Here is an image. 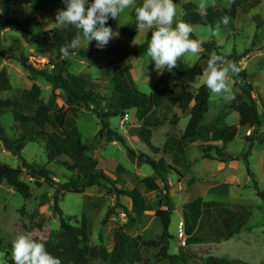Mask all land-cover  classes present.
Segmentation results:
<instances>
[{"label": "rangeland", "instance_id": "374dc122", "mask_svg": "<svg viewBox=\"0 0 264 264\" xmlns=\"http://www.w3.org/2000/svg\"><path fill=\"white\" fill-rule=\"evenodd\" d=\"M260 3L255 4L256 0H232L229 5V0H215V7L222 8L230 12L234 5L237 10L227 26L220 25L219 33L212 34L216 25H198L194 28V35L196 39L203 42L216 43L221 48V54L229 57L226 60L234 62L242 71H246L249 79L246 82H241L242 85L254 83L259 87L264 85V79L258 80L256 77L258 73L264 77V0H259ZM142 0H136V5L122 13L119 18L111 19L112 25L117 30H125L129 28L127 37L124 38L123 45L126 53L130 55V62L133 69L131 75L134 80L136 88L146 94L150 95L154 88L162 83V73L155 69L154 62L146 55L149 30L137 32L135 20V7L141 4ZM177 4V20H180L183 15V6L188 2L199 3V0H173ZM13 0H0V21L5 20L7 14L13 18ZM42 7L39 0H35L33 6L25 8L18 13L15 18L19 21L26 18L33 17V14L42 12ZM46 14L43 22H36L30 26L29 32H22L18 30H8L2 34L0 29V49L4 56H25L30 59L33 67L44 73L45 76H39L36 80L43 91L42 98L45 102H49L53 94L56 95V102L60 108L59 123L63 125L64 119L68 109L75 105L73 99L61 90L54 91L50 80L52 81L55 75L60 70L62 64L56 60H51L50 55L46 52L48 46L52 42V38L48 37L46 33L53 28L58 27L55 24V16L57 11H43ZM228 16V14H227ZM25 18V20H26ZM49 30L45 32L46 30ZM116 38L112 39V42ZM96 46V42L92 41L87 45V42L81 38V45L75 49L78 55L70 61L68 72L71 74H89L93 79H102V88L100 95L106 99H110L113 91V83L110 80V75L105 76L106 73L113 74L120 70L117 59L112 61L108 52L100 53V63H96L95 58L83 59L79 55L80 51L92 50ZM10 49V53L7 51ZM35 52V53H33ZM246 53V56L235 58ZM211 53L202 48L198 55L187 54L180 59L185 66L196 71V83L191 87L193 93L205 85V77L203 69L206 67L207 60ZM6 69L11 75V84L13 90L7 92H0V99L13 100L15 90H28L27 70L14 59L8 63ZM104 76V78H103ZM232 80L235 81L234 76ZM233 91L235 92V100L242 102L247 99V95L241 90L239 86L233 84ZM254 93V86L253 92ZM230 103L225 102L220 97L211 95L210 98V112L206 116L203 124L206 125L211 119L217 118V128H224L235 125L237 113L230 109ZM103 109H107L104 104ZM175 117L180 118V123L177 128H185L189 122V117L184 116L182 111L176 106L169 115V121L161 128L154 130L153 145L159 147L164 138L176 126L172 125ZM0 122L10 139H19V133L25 128L16 123L13 113L7 111L0 115ZM111 128L119 134L124 135L131 127H138L139 121L136 118V110H128L125 115L120 114L117 117H112L106 120ZM180 126V127H179ZM77 128L81 135L83 144L90 148V154L98 161L99 167L102 168L105 174L112 180V184L104 183L101 187H93L85 190L83 194L67 193L60 196L59 206L66 216L73 218L72 224L77 226L78 223L85 220L87 223L88 234L94 245L98 247H105L109 252L113 250L116 243V233L119 229H123L125 233L131 237L142 236L144 240L157 239L162 232V224L156 213L163 209H168V204H176V210L172 214L171 236L169 254L178 255L187 253L197 258V264H206V260L210 256H215L227 260L240 259L244 264H264V202L259 198L255 192L254 187L245 186L247 177V168L244 164L237 166L236 173L240 177L241 184L244 187L230 186L229 189L232 197L237 200L235 203L228 204H242L245 205L251 212V218L248 226L244 228L241 233L232 240L223 242L190 244L187 237V246L181 245L178 236V228L183 225L181 222L178 225L180 217L182 218V209L186 203V187L178 183L177 171L183 173L187 172L172 163L169 155H156L147 146L140 144H132L131 147L135 149V157L143 155L151 160L159 161L164 158L166 161V168L173 165L175 171H168L164 174V179L155 176L154 168L145 163L142 168L136 166V159L127 151L121 144H108L101 151L97 144L100 143L103 136H98L101 129V123L98 118L90 111L82 110L77 120ZM33 131L34 127L29 125L27 128ZM246 129H241L239 137H237L229 145V150L241 155L243 146L245 145ZM30 134V133H29ZM28 134V135H29ZM30 136V135H29ZM36 137V135H32ZM105 136V135H104ZM28 138V137H27ZM201 147V146H200ZM192 143L185 151L190 163L193 164L196 174L202 176L204 174L203 163L196 159H200L203 149ZM209 150L208 145H205ZM3 144L0 140V164H6L12 168H19L22 166L21 158L13 152L8 154L3 150ZM8 151V150H7ZM9 152V151H8ZM228 154V151H225ZM21 157L30 164H36L41 168H45L54 173L55 181L59 185L65 184L70 174L66 169L49 163L48 155L45 145L42 140L27 142ZM144 163V162H143ZM123 168L139 180L146 177H152L159 189L157 191H149L141 181L133 183L127 174L121 171ZM250 168V166H249ZM251 169V168H250ZM232 171V170H231ZM231 171H223L222 175H227ZM221 176V175H218ZM263 176V175H262ZM186 179L187 176L185 175ZM264 177V176H263ZM262 177V180L264 181ZM21 179L29 184L32 191V198L25 199L17 190L6 182L0 184V264H14L12 258V241L15 236L25 232H31L35 239L42 241L50 240L52 234H59L60 220L54 210V196L57 187L50 186L43 183L41 186L36 185L35 181L27 176L26 170ZM185 179V180H186ZM257 181V180H256ZM258 183L261 190H264V183ZM127 192H131L132 188L137 189L142 195L143 199L151 203L150 211L141 216L130 213L131 202L127 196L116 197V192L113 187ZM185 187V188H184ZM239 200V201H238ZM173 203V204H172ZM174 204V205H175ZM124 208L129 212L124 211ZM130 215L135 219V222L130 224ZM141 222V225H140ZM148 224V225H147ZM129 226V227H128ZM179 226V227H178ZM145 227V228H144ZM144 229V230H143ZM146 229V230H145ZM136 264H169L168 261L159 257V249L140 248L136 253ZM90 264H105L100 259H93ZM178 264H192L188 260L186 263L179 262Z\"/></svg>", "mask_w": 264, "mask_h": 264}, {"label": "trees", "instance_id": "16d2710c", "mask_svg": "<svg viewBox=\"0 0 264 264\" xmlns=\"http://www.w3.org/2000/svg\"><path fill=\"white\" fill-rule=\"evenodd\" d=\"M91 2V0H90ZM32 3V0H15V5L22 7ZM260 1L256 0L255 4ZM196 4L188 2L183 6L182 20L191 24L193 28L198 25H216L217 21L223 16L233 17L236 13V6L230 12L222 8L207 9L206 14L199 15L196 12ZM65 5L61 7L64 8ZM35 22V19H26L19 21L16 18L7 17L0 21V28H11L14 30L29 32L30 26ZM111 19L107 25L112 27L114 31L119 32V37L112 40L103 49L96 46L92 50L80 51L79 55L83 59L95 58L96 63L102 61L100 53L108 52L112 61L118 60L120 70L117 72L106 73L113 83V91L110 99H106L100 95L102 88V79H93L89 74H71L68 72L70 61L78 55L75 49H70V54L65 56L61 53L62 45L70 43L78 34V30L74 26L55 27L46 34H50L52 42L48 48V53L51 60H56L62 64L60 70L55 75L50 83L54 91L61 90L69 95L75 105L68 109L63 125L59 123L60 108L56 102V95L53 94L49 102H45L42 98V88L34 84L28 90H15L13 100L0 99V115L7 111L13 113L14 119L19 126L25 129L21 130L19 139H10L0 122V140L6 150L18 155L22 160V166L12 168L6 164H0V184L6 182L25 199L32 198V191L26 182L21 177L26 170L27 176L32 178L36 185L41 186L47 183L50 186L57 187L54 196V210L60 220L59 234H52L50 240L41 241L45 244L47 250L59 258L61 264H90L93 259H100L105 264H136L135 253L140 248L159 249V257L169 262V264H178L180 261L186 263L188 260L192 264H197L198 260L193 255L180 253L179 255L169 254L170 241L173 238L169 233L171 224L172 205L168 204L167 210H159L156 217L160 219L162 224V233L157 239L144 240L142 237L133 238L126 234L123 229H119L116 233L115 247L109 252L105 247H98L93 244L87 229L85 220L78 223L77 226L71 222L72 217L66 216L59 206L60 196L67 193L83 194L85 190L93 187H101L104 183L114 185L113 181L105 174L104 170L99 167L96 161L90 154V148L83 144L81 135L77 128V120L82 110L92 112L100 121L101 129L98 136H106L109 140H115L124 146L127 151L135 156V151L130 148L123 135L111 128L106 122L107 119L117 117L120 114L125 115L128 110H136V118L140 123L138 127H131L129 133L131 136L138 137L148 148L156 155H169L172 163L177 166H186L187 158L185 150L188 141L195 137L203 135L204 128L200 125L203 117L209 111L211 95L209 90L204 85L197 92L193 93L190 89L196 83V71L185 66L182 61H178L179 67L174 68L171 72H162V83L154 88L150 95L140 92L131 75L133 69L130 62V55L126 53L123 45L124 38L127 37L129 28L125 30H117L111 24ZM151 38L150 32L148 39ZM196 39L194 33L191 36ZM207 52H215L222 55L221 48L216 43L204 42L202 45ZM0 56L2 52L0 49ZM224 56V55H223ZM246 56V53L235 58ZM225 59L229 58L224 56ZM29 73L28 79L35 82L39 76H45L44 73L36 70L30 63V59L25 56L14 57ZM104 78V76H103ZM235 85L247 95V101L238 102L233 100L230 102V107L236 111L239 116V124L225 128L222 132L224 143L233 141L238 134L239 127H255L259 129L262 126L261 115L258 110L256 100L253 98V86L251 84L242 85L241 82H246L250 77L246 71H240L238 76H234ZM13 90L10 82V77L6 69L0 71V92ZM107 109H103V105ZM182 111L184 116L189 117V122L182 137L176 133H171L164 144L159 149L153 146V132L161 128L169 121V115L172 114L174 108ZM179 122V117H175L172 125L176 126ZM29 125L34 127L33 131L27 129ZM22 127V128H23ZM30 133V134H29ZM30 136H29V135ZM32 135H36L33 137ZM28 137V138H27ZM42 140L48 155L49 163H54L63 167L70 174L69 180L59 185L55 181L54 173L37 166L30 164L21 157L27 142ZM249 143L248 151L242 157L224 153L216 147L210 146L204 148V158L218 160L223 163L237 162L241 158L247 161L248 173L251 177L255 175L249 169V155L255 142H264V133H258L257 136L247 139ZM203 149V148H202ZM139 160L151 165L158 177L162 180L164 174L168 171H175L173 165L166 168L164 158L159 161L151 160L145 156H139ZM124 169L121 168V171ZM124 172L128 175L129 172ZM177 173L181 175L178 171ZM138 181V178H135ZM149 191H157L158 185L152 178H145L141 181ZM118 196H128L132 199L133 209L137 215H143L148 204L143 199L137 189L127 192L113 187ZM254 188L257 196L264 202V191L258 186L255 181ZM124 211L128 214L126 208ZM218 226L216 236L220 238H230L236 234L249 218V212L246 209L232 210L229 208H221L217 210ZM135 219L130 215V225ZM129 227V226H128ZM190 244L202 242L203 239H188ZM149 264V263H143ZM206 264H244L240 259L227 260L215 256H210L206 260Z\"/></svg>", "mask_w": 264, "mask_h": 264}, {"label": "clouds", "instance_id": "9594fccd", "mask_svg": "<svg viewBox=\"0 0 264 264\" xmlns=\"http://www.w3.org/2000/svg\"><path fill=\"white\" fill-rule=\"evenodd\" d=\"M65 7L58 9L55 24L58 27L74 26L78 34L73 40L61 46V53L70 54V49L81 45V38L87 42H96V47L103 49L119 32L107 25L108 20L117 19L128 9L136 5V0H62ZM232 0H229V5ZM209 7H215V0H199L196 12L204 15ZM177 4L173 0H142L135 7L137 32L149 30L150 41L146 55L154 62L158 72H171L179 67L178 61L187 54L198 55L203 41L192 39L194 28L191 24L177 20ZM229 16L217 21L213 35L219 33L220 25L227 26ZM241 69L223 55L212 52L203 69L205 86L210 95L222 98L225 102L235 100L233 76H238ZM12 258L14 264H61L59 258L52 255L45 244L33 237L31 232L21 233L12 241Z\"/></svg>", "mask_w": 264, "mask_h": 264}, {"label": "crops", "instance_id": "0c3cea01", "mask_svg": "<svg viewBox=\"0 0 264 264\" xmlns=\"http://www.w3.org/2000/svg\"><path fill=\"white\" fill-rule=\"evenodd\" d=\"M34 3H35V0H32V3L30 5L19 7V6L15 5V0H13V4L15 6L13 8L14 18H15V16L18 15L19 12H21L22 10L23 11L27 10L25 8H29V7L33 6ZM39 3L42 5V7H46V8H44L46 10L42 9L41 10L42 12H38L37 14H33L34 16L33 17L31 16V18H30V16H29V18H26L24 16L23 20H25V18L26 19H35L34 23H36V22L41 23V22H43V19L45 18L46 14H49V12L46 13L43 11H51V9H53V11H57L58 9H61V7L64 5L62 0H39ZM7 17H9L8 14L4 18H7ZM1 30H2V34H4L8 30H14V29L5 28V29H1ZM47 31H49V30L47 29L45 32H47ZM47 35H49V34H47ZM48 37H51V35H49ZM48 48H49V46H48ZM48 48H47L46 52L48 51ZM7 51L10 53V49ZM33 53H35V52H33ZM10 55L4 56L2 54V56H0V71H2L3 69H6L8 63H10L11 61H13L15 59L13 56H10ZM15 57H18V56L16 55ZM7 72L9 74L10 82H11L12 81L11 75H10L8 70H7ZM262 72H263V70L260 73H262ZM260 73H258L256 78L258 80H263L264 77L260 76ZM28 75H29V73L26 75L27 79H28ZM27 82H28L27 84L29 87L28 89H30L34 84H36V81L32 82L29 79ZM253 86H254L253 98L256 100L257 105H258V110H259V113L261 115L262 126L259 129H257L255 127H241V126L239 127L237 137H239L241 129H246V133H245V137H244L245 145L243 146V152L241 155L236 154L235 152H232L229 150V145L237 137L231 142H228V143L223 142L222 132L227 127L217 128L216 127V123L218 121L217 118L211 119L210 122H208L206 125L203 124L206 116L210 112V104H209V111L207 114H205V116L203 117L201 124H200L204 128L203 135L200 137H195V138L190 139L188 141L187 147L189 145H191L192 143H196L197 147L201 146L199 148L201 150L202 148H206L205 145H208V147L213 146V147H216L220 150H223L224 153H225V151H228V154H230V155L242 157V155H244L249 149V143H248L247 139L257 136L258 133H260V134L264 133V85L262 87H259L258 85H256L254 83ZM17 90H22V89H17ZM244 101H247V99H245ZM229 107H230V105H229ZM230 109L233 110L231 107H230ZM234 112H236V111H234ZM235 116H236L235 117L236 118V120H235L236 124L235 125H238L240 116L238 113ZM180 121L181 120L179 118L178 124L180 123ZM177 125H176V128H173L172 131H170L168 133V135L164 138L163 143L159 147H156L155 145H153V146L161 149L164 146V144L166 143V141H167V139L171 133H176L177 136L182 137L187 126L185 128L179 129V128H177ZM139 126H140V124H139ZM123 137L125 138L126 143L130 148H132L131 147L132 144H140L141 146L145 145L138 137L131 136L129 133V129L126 131V133H124ZM154 137L155 136H154V132H153L152 144H153ZM101 140L102 141L97 144L98 149H101V151H103V149L106 147V145H108L110 143L113 145H114V143H118L115 140H109L108 137L106 136V134H105V136H103V138H101ZM118 144H120V143H118ZM3 148H4L3 150L5 152L10 154V152H8L6 150L4 145H3ZM132 149L135 151L134 148H132ZM186 150H187V148H186ZM132 156L136 159V166L138 168H142L143 164H145V163L140 161L134 155H132ZM186 158H187V156H186ZM198 161H201L203 163V167H202L203 169L201 171L204 174H202V176L196 174V170H195L193 164L189 162L188 158H187L186 166H184V167L178 166V167H181L182 169L187 168L185 170V171H187L186 173L185 172L181 173L178 171L181 175L178 174V176H177L178 177V183H180V185L182 186L181 190H183V184H185V187H186V203L184 204V207L182 209L183 210L182 211V218L180 217L178 225L181 222L183 223V225L185 226V232L187 233V236L189 239H196V238L203 239L202 242L193 243V244L212 243V242H218V243L223 242L224 243L225 241L232 240L233 238H235V236L239 235L241 233V231L244 228H246V226H248V223H249L250 218H251V212L245 205L228 204V201H230V203L231 202L235 203L236 201H234V200H237L234 197H232V193H231L229 187L234 186V185L238 186V188L244 187L243 184H241L242 182L240 180V177L236 173L237 168H238L237 166H240V164H244V166L247 168L248 179L246 181V184H244L245 186L248 187V186H250L251 183H253L252 186L254 187V183L256 180H257L256 182L264 183V181L262 180V177L264 176V142H262V143L255 142L254 146L251 150V153L249 155L248 161H249V166L251 168V169L250 168L249 169L255 175L254 177H251L249 175L247 161L243 158H241L237 162L223 163V162H220L218 160L206 159V158H204V156L202 154L200 159H196V163ZM120 169H121V167H120ZM226 170H228V171L232 170V171L225 176L222 175L221 173L223 171H226ZM185 175L187 176V179H186ZM218 175H221V176H218ZM155 176H157L156 173H155ZM127 177H129L131 179V181L135 184L141 181L139 179L137 181L135 179L137 177L133 176L131 174H130V176L127 175ZM146 178H152V177H146ZM114 179H116V178H114ZM114 179H112V180H114ZM263 179H264V177H263ZM134 189L135 188H132L130 191H133ZM255 192H256V190H255ZM256 194H257V192H256ZM141 196L143 197L142 194H141ZM129 199L131 202V211H132L133 203H132V199L130 197H129ZM146 202H147V200H146ZM147 204H148V207H147V209L143 215L147 214L150 211L149 209H150L151 203L147 202ZM174 204H173V208H172V214L176 210V204L175 205ZM221 208H229L232 210H234V209L235 210L246 209L249 212L248 220L244 224H242L241 228H239L237 230L236 234H234V236H232L230 238H220V237L216 236L217 226H218V218L216 215H217V210L221 209ZM161 210H163V209H161ZM132 213L134 214V216L135 215L137 216V214H135L134 212H132ZM143 215H141V216H143ZM140 225H141V222H140ZM171 226H172V216H171V224L169 227V233L170 234H171V231H170ZM139 237H142V236H139ZM133 238H138V237H133Z\"/></svg>", "mask_w": 264, "mask_h": 264}, {"label": "built area", "instance_id": "2783aa9c", "mask_svg": "<svg viewBox=\"0 0 264 264\" xmlns=\"http://www.w3.org/2000/svg\"><path fill=\"white\" fill-rule=\"evenodd\" d=\"M166 210H167V208H166ZM178 236H179V239L181 241V245L187 246V237H186V232H185V226L184 225H181L178 228Z\"/></svg>", "mask_w": 264, "mask_h": 264}]
</instances>
